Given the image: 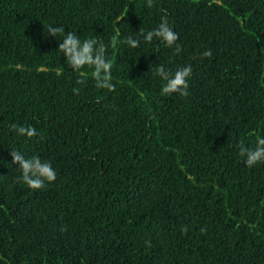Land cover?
Here are the masks:
<instances>
[{"label": "trees", "instance_id": "trees-1", "mask_svg": "<svg viewBox=\"0 0 264 264\" xmlns=\"http://www.w3.org/2000/svg\"><path fill=\"white\" fill-rule=\"evenodd\" d=\"M164 14L180 53L120 43ZM49 23L102 40L113 89L66 67ZM158 63L192 65L185 95ZM257 136L264 0H0V264H264V162L238 153ZM12 147L55 180L17 181Z\"/></svg>", "mask_w": 264, "mask_h": 264}, {"label": "clouds", "instance_id": "clouds-1", "mask_svg": "<svg viewBox=\"0 0 264 264\" xmlns=\"http://www.w3.org/2000/svg\"><path fill=\"white\" fill-rule=\"evenodd\" d=\"M46 32L52 37L59 36L58 49L65 58V65L74 72L87 67L91 69V77L97 88H114L112 82L113 61L106 54V45L96 36L81 38L74 31H65L63 24L49 23ZM179 33L174 31L166 14L161 15L159 23L150 29L139 28L135 34H129L122 38L123 43L131 48L139 47L143 41L152 43L158 40L167 47L173 49L175 53H180L181 45L178 42ZM203 56H210L211 50L206 49L201 53ZM154 74L162 81L161 93L171 94L173 92L185 95L188 88V78L192 74V65L186 63L178 66L175 70L169 69L165 64L158 63L152 69ZM80 79L76 83L79 84ZM78 91V89H73ZM10 129L14 130L17 136L34 137L37 129L31 125L22 123H11ZM10 155L13 163L18 162L19 175L17 181H22L30 189H40L46 182H52L56 178V170L50 160L42 158L39 154L26 155L18 148H10ZM238 153L243 158L247 166H254L259 162H264V136H257L255 144L246 146L243 141L239 142Z\"/></svg>", "mask_w": 264, "mask_h": 264}]
</instances>
